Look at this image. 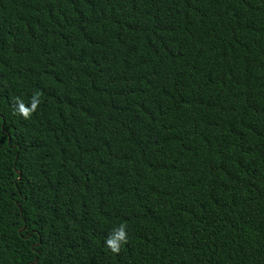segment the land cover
I'll use <instances>...</instances> for the list:
<instances>
[{
    "label": "trees",
    "instance_id": "trees-1",
    "mask_svg": "<svg viewBox=\"0 0 264 264\" xmlns=\"http://www.w3.org/2000/svg\"><path fill=\"white\" fill-rule=\"evenodd\" d=\"M34 263L264 264V0H0V264Z\"/></svg>",
    "mask_w": 264,
    "mask_h": 264
},
{
    "label": "clouds",
    "instance_id": "clouds-1",
    "mask_svg": "<svg viewBox=\"0 0 264 264\" xmlns=\"http://www.w3.org/2000/svg\"><path fill=\"white\" fill-rule=\"evenodd\" d=\"M33 107L39 103L37 98H33ZM127 242V233L124 225H120L114 233L106 239L105 243L113 253L120 251V245Z\"/></svg>",
    "mask_w": 264,
    "mask_h": 264
},
{
    "label": "water",
    "instance_id": "water-1",
    "mask_svg": "<svg viewBox=\"0 0 264 264\" xmlns=\"http://www.w3.org/2000/svg\"><path fill=\"white\" fill-rule=\"evenodd\" d=\"M35 261H36V260H35ZM35 261H34V262H35ZM34 264H35V263H34Z\"/></svg>",
    "mask_w": 264,
    "mask_h": 264
}]
</instances>
